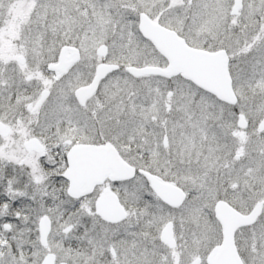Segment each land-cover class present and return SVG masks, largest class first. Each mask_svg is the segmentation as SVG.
Masks as SVG:
<instances>
[{
    "label": "snow or ice",
    "instance_id": "obj_1",
    "mask_svg": "<svg viewBox=\"0 0 264 264\" xmlns=\"http://www.w3.org/2000/svg\"><path fill=\"white\" fill-rule=\"evenodd\" d=\"M0 264H264V0H0Z\"/></svg>",
    "mask_w": 264,
    "mask_h": 264
}]
</instances>
